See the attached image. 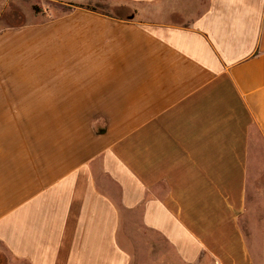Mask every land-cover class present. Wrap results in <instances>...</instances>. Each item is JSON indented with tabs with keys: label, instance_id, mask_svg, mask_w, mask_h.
Wrapping results in <instances>:
<instances>
[{
	"label": "crops",
	"instance_id": "crops-1",
	"mask_svg": "<svg viewBox=\"0 0 264 264\" xmlns=\"http://www.w3.org/2000/svg\"><path fill=\"white\" fill-rule=\"evenodd\" d=\"M0 264H264V0H0Z\"/></svg>",
	"mask_w": 264,
	"mask_h": 264
},
{
	"label": "rangeland",
	"instance_id": "rangeland-1",
	"mask_svg": "<svg viewBox=\"0 0 264 264\" xmlns=\"http://www.w3.org/2000/svg\"><path fill=\"white\" fill-rule=\"evenodd\" d=\"M114 2H111L112 4L105 3V4H101V5H96V7L99 9V11L104 12V13L127 14L126 10L129 9V6H127V7L126 6H120L118 4L119 2H115V3ZM38 5H39L38 3H34V5L33 4L30 5L28 3H23L20 1V2H18V4L14 3V4L9 5L8 8L5 7V12H3L4 24L18 26V25H21L23 23L31 21L33 13L39 12V6ZM10 13L11 14L15 13L14 17L11 16ZM42 17L48 18L47 11L45 12V14ZM250 202H252V199L250 198V191H249L248 204H247L248 209H249L248 217H250Z\"/></svg>",
	"mask_w": 264,
	"mask_h": 264
},
{
	"label": "trees",
	"instance_id": "trees-1",
	"mask_svg": "<svg viewBox=\"0 0 264 264\" xmlns=\"http://www.w3.org/2000/svg\"><path fill=\"white\" fill-rule=\"evenodd\" d=\"M80 7H83V6H80ZM85 8L93 10V11L101 12V11H99V9L96 6H85ZM102 13H104V12H102Z\"/></svg>",
	"mask_w": 264,
	"mask_h": 264
}]
</instances>
